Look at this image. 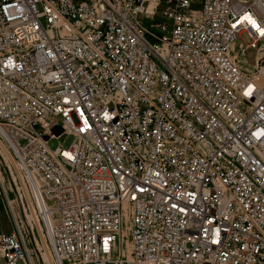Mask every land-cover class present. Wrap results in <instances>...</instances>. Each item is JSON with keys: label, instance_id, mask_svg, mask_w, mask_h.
<instances>
[{"label": "built area", "instance_id": "built-area-1", "mask_svg": "<svg viewBox=\"0 0 264 264\" xmlns=\"http://www.w3.org/2000/svg\"><path fill=\"white\" fill-rule=\"evenodd\" d=\"M0 146L56 264H264V0H0Z\"/></svg>", "mask_w": 264, "mask_h": 264}, {"label": "rangeland", "instance_id": "rangeland-1", "mask_svg": "<svg viewBox=\"0 0 264 264\" xmlns=\"http://www.w3.org/2000/svg\"><path fill=\"white\" fill-rule=\"evenodd\" d=\"M145 25L150 26V23L145 21ZM150 40L152 43H157L153 39ZM244 40L246 43L250 42L246 36H244ZM250 58H254V51L251 52ZM61 133L62 130H56L57 135H60ZM73 140L74 138L72 136H65L61 140L51 141V146L53 149L58 148L60 145H63L65 148H69ZM12 163L13 162L9 158L8 154L0 146V233L13 232V219L10 215V210L6 199L8 198L10 201L16 200V209H19L18 212L20 211V215L16 216L19 222L23 221V233L25 234L27 240L31 258L34 264H39V262L47 256L49 251L46 246V242L37 226V223L25 202L19 172L14 163ZM124 238L125 241H129V238ZM125 250L126 242L122 241L120 248L121 254ZM124 258L128 259L129 257L126 255ZM73 261L74 264H82L79 260Z\"/></svg>", "mask_w": 264, "mask_h": 264}, {"label": "bare ground", "instance_id": "bare-ground-1", "mask_svg": "<svg viewBox=\"0 0 264 264\" xmlns=\"http://www.w3.org/2000/svg\"><path fill=\"white\" fill-rule=\"evenodd\" d=\"M164 50V49H162ZM243 62L244 63H247L248 61H246V59L242 58ZM247 66V65H246ZM250 67H254L252 64L248 65ZM68 154V153H67ZM13 164V163H12ZM9 201V204L11 205L12 207V210L14 212V215L16 217V220H17V223L20 227V229L22 230L23 232V221L19 222L18 221V218L17 216L20 215V211L18 212V210L16 209L17 207V203H16V200H8ZM17 215V216H16ZM130 231H131V224H130V220L128 217H126L124 219V225H123V228H122V232H121V235H120V241H119V244L116 248V255L115 257H119V256H123V257H126V255L129 257L128 259H130L131 255H132V251H133V247H132V243H131V240H130ZM124 237H127L129 238V241H125V238ZM43 240V239H42ZM122 241L126 242V250L123 251V253L121 254V251H120V248H121V245H122ZM44 244V243H43ZM47 246V245H46ZM49 251V250H48ZM50 252L47 254V256L42 259V261L39 262V264H56L52 261V257H51V254ZM119 255V256H118ZM32 260V258H31ZM32 263L34 264L33 260H32ZM66 264H74V261L73 260H69L66 262Z\"/></svg>", "mask_w": 264, "mask_h": 264}, {"label": "crops", "instance_id": "crops-1", "mask_svg": "<svg viewBox=\"0 0 264 264\" xmlns=\"http://www.w3.org/2000/svg\"><path fill=\"white\" fill-rule=\"evenodd\" d=\"M0 264H3V261L0 260Z\"/></svg>", "mask_w": 264, "mask_h": 264}]
</instances>
